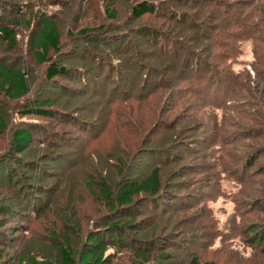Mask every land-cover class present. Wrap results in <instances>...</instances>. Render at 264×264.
<instances>
[{
    "label": "rangeland",
    "instance_id": "obj_1",
    "mask_svg": "<svg viewBox=\"0 0 264 264\" xmlns=\"http://www.w3.org/2000/svg\"><path fill=\"white\" fill-rule=\"evenodd\" d=\"M143 2L153 13L134 17ZM263 13L264 0H0L15 35L0 66L27 88L0 90V264H61L64 240L75 264H264ZM45 19L60 45L40 63ZM152 169L159 191L116 206Z\"/></svg>",
    "mask_w": 264,
    "mask_h": 264
},
{
    "label": "trees",
    "instance_id": "obj_2",
    "mask_svg": "<svg viewBox=\"0 0 264 264\" xmlns=\"http://www.w3.org/2000/svg\"><path fill=\"white\" fill-rule=\"evenodd\" d=\"M152 13V7L147 6V4H145L144 2L137 4L132 8V14L136 18H141ZM259 23L261 24V29L258 30V33H260L262 36L259 41L264 44V13L260 17ZM0 40L6 42L8 46L12 47L15 44V35L9 28L1 27ZM59 45L60 37L56 25L50 20H42L33 44L36 56L37 58H39V62H46L48 54L50 52H57ZM263 55V49L256 50L255 59L257 64L261 67H264V61L261 60ZM255 72L257 73V75L264 73V71L258 69H255ZM45 74L48 78L51 79L56 77L68 79V72L66 68L54 66L52 64L48 65ZM0 90H2L4 95L12 100H17L25 97L27 94V88L25 84L24 74H22V72L19 70H12L0 66ZM50 104L51 103H46L45 105H49L48 107H50ZM45 109L47 110V107ZM47 113L48 112H44L42 115H48ZM3 128V122L0 119V130H4ZM12 140L16 149L22 151L31 142V134L25 130H18L14 132ZM159 188L160 182L158 170L152 169L146 177L137 182L126 184L116 193V206H125V208L127 209L132 208V206H134V203L133 205H130V203L133 199L144 194L155 195L159 191ZM0 218L4 219L5 217L0 214ZM117 227L118 226H115V228ZM92 255L94 254L91 252L90 255L86 256V259H91ZM98 261H100V259H98ZM61 264H75V262L70 257L67 240H64L61 247Z\"/></svg>",
    "mask_w": 264,
    "mask_h": 264
}]
</instances>
